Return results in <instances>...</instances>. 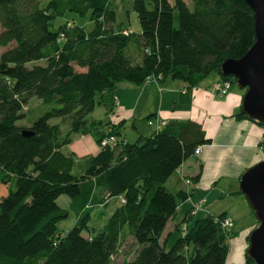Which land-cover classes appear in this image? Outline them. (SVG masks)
<instances>
[{
  "label": "trees",
  "instance_id": "16d2710c",
  "mask_svg": "<svg viewBox=\"0 0 264 264\" xmlns=\"http://www.w3.org/2000/svg\"><path fill=\"white\" fill-rule=\"evenodd\" d=\"M110 1L0 0V264H112L126 238L135 250L122 264H227L233 234L222 227L224 215L196 218L191 209L174 230L182 236L169 248L160 242L190 196L165 184L209 143L201 127L170 124L129 143L120 123L90 115L96 105L111 115L120 82L193 86L216 73L234 85L219 69L254 45L253 12L244 0H132L133 34L113 29ZM66 14L87 17L90 30L66 22L52 31ZM31 99L39 106L27 119L22 110ZM58 120L65 131L51 122ZM73 135L90 136L98 152L64 153ZM110 137L113 146L100 145ZM61 196L66 209L56 204ZM112 198L118 206L93 233L92 214L101 219ZM70 213L74 223L61 235L57 225ZM245 264L254 263L246 256Z\"/></svg>",
  "mask_w": 264,
  "mask_h": 264
},
{
  "label": "crops",
  "instance_id": "0c3cea01",
  "mask_svg": "<svg viewBox=\"0 0 264 264\" xmlns=\"http://www.w3.org/2000/svg\"><path fill=\"white\" fill-rule=\"evenodd\" d=\"M212 75L215 76L210 75L193 86L175 79H164L161 83L144 82L141 85L122 82L112 92L115 119H110L109 116L105 121H111L112 125L120 123L122 126L129 123L137 138L147 137L156 129L170 124L193 123L201 127L205 139L209 140L165 184L170 193H190L178 207L175 216L166 223L160 238L165 246L171 242L175 228L195 202H204L202 216L205 212L213 216L212 210L219 212V216L224 215L230 224V230L240 223L238 218L241 215H251L238 184L243 172L264 160L261 148L264 127L248 119H238L236 116L240 113L244 95L232 91L231 87L224 97L219 98L214 86L223 81L216 73ZM103 130L109 131L108 128ZM76 136L78 139L65 147L66 153H72L77 158L90 156L85 151V141L90 136ZM97 152L98 149L94 154ZM185 181H189L190 185H186ZM232 202L243 211L235 208L236 205L233 206ZM255 226L256 223L252 221L245 225L251 228L243 239L244 246Z\"/></svg>",
  "mask_w": 264,
  "mask_h": 264
},
{
  "label": "rangeland",
  "instance_id": "374dc122",
  "mask_svg": "<svg viewBox=\"0 0 264 264\" xmlns=\"http://www.w3.org/2000/svg\"><path fill=\"white\" fill-rule=\"evenodd\" d=\"M110 3H111V7L114 8L116 11L115 23H114L113 29L117 30V28L120 27V29H123V30L127 29V31H129L133 34H138L139 33V27H138L136 16L132 11V0H111ZM66 22H69L72 25L80 26L86 32L89 31L91 28V24L88 21L87 17L81 19V18H78L76 16L66 14L62 18L54 20L52 22V26L50 27V29L52 31H55L58 26L66 23ZM3 51H4V49H0V54ZM39 65L43 66L44 63L40 62ZM26 66L30 67L31 64H28ZM211 76L214 77L215 75H211ZM120 83H122V82H120ZM120 83H118V84H120ZM147 83H152V82H147ZM155 83H156V81H155ZM232 91L240 92L243 95L245 93L244 91L238 90L236 88L235 84L232 85ZM37 106H39V102L36 99H31L28 102V105L25 108H23L22 113L25 114L24 116H26L28 119L30 117V114H31V116L33 114H36ZM114 106H115V104H114ZM114 113H115L114 111L111 113L110 119H115ZM26 117L24 118L23 121H21L19 123V125L26 124V122H27ZM90 118L93 120H100L102 122H105V120L108 119V118L107 119L105 118L104 110L102 109V107L97 106V105L94 107V109L90 115ZM51 122L52 123H54V122L60 123L62 131L66 130L64 120H62V121H59V120L58 121H51ZM120 132H121V136L129 143H134L137 139V136L135 135V132L131 129L129 123L124 124L120 128ZM76 139H78V136H76V135L71 136V142H74ZM85 148L87 149V150H85L86 153H88L87 155H90V156H94L95 155L94 151L96 149H99L98 146L93 141V139H91L90 137H88V139H86V141H85ZM63 151H64V153H66L65 150H63ZM76 152L78 154V150ZM244 200H245V198H244ZM245 202H246V200H245ZM199 203L195 202V203L191 204V206H190V210L193 209L195 211L196 218L202 217V215H203L202 209L205 207L204 202H201L200 204ZM56 204L60 208L66 209L67 208V198L65 196H61L56 201ZM118 204H119L118 198L110 199L108 201L106 207L104 208V216L101 219L94 216L95 214H92L88 226L94 230L93 233L96 234L102 229V227L104 226V224L106 222V219L113 212V210L118 206ZM246 204H247V202H246ZM198 205H199V209H195V207H197ZM232 205L235 206L236 204L234 202H232ZM247 206H248V204H247ZM235 208L238 209L239 207L236 205ZM239 211L242 212L243 209L239 208ZM241 212H239V215H241ZM212 213L214 214L213 215L214 217L219 218V212L212 210ZM249 213L251 214L250 216L241 215L240 219L238 218V220L240 221L242 226L240 223H238L236 225L233 224L234 229L230 230V228H229V231L233 234V237L229 240L227 264H245L246 250L248 248V243L246 246H244L243 245V239L246 238V232L251 228V227H245V225H249V221L256 223L255 218H254L253 213L250 210V208H249ZM205 215H208V212H205ZM74 220H75L74 216L70 213L66 220L58 223V225H57L58 233L61 235H64L65 233H67V231L72 227ZM224 220L228 221L225 217H224ZM182 225L183 226H181V228L186 227V224H182ZM180 230L173 232V235L171 237V242H169V244H167L165 246L166 248L171 247V245L175 242V240L178 237L182 236L183 233ZM83 234H85V233H83ZM134 250H135V245L133 244L132 239L126 238L121 243L116 256L112 260V264H122L125 260H130L131 259L130 254L133 253Z\"/></svg>",
  "mask_w": 264,
  "mask_h": 264
},
{
  "label": "water",
  "instance_id": "95a60500",
  "mask_svg": "<svg viewBox=\"0 0 264 264\" xmlns=\"http://www.w3.org/2000/svg\"><path fill=\"white\" fill-rule=\"evenodd\" d=\"M253 12L255 42L239 60L228 59L220 67L222 77H232L238 90L244 91L240 113L264 126V0H244ZM31 134L22 132V136ZM238 189L256 221L249 234L246 256L254 264H264V160L247 169Z\"/></svg>",
  "mask_w": 264,
  "mask_h": 264
},
{
  "label": "built area",
  "instance_id": "2783aa9c",
  "mask_svg": "<svg viewBox=\"0 0 264 264\" xmlns=\"http://www.w3.org/2000/svg\"><path fill=\"white\" fill-rule=\"evenodd\" d=\"M68 26V25H67ZM123 34H126L125 32H123ZM147 82H155V80L153 78H150L146 81ZM232 87V84L231 82H223L221 83L220 85H215L214 86V90L215 92L217 93V96L219 98H222L224 97L230 90V88ZM115 144V140L113 138H105L104 140L101 141V146H113ZM199 153V150H197L195 152V154L197 155ZM185 184L186 185H189V182L188 181H185ZM200 204V203H199ZM195 209H199V205L197 207H195ZM230 226L229 222L228 221H223L222 222V227L225 228V229H228Z\"/></svg>",
  "mask_w": 264,
  "mask_h": 264
}]
</instances>
